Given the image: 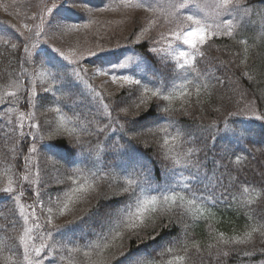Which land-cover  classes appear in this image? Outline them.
Returning <instances> with one entry per match:
<instances>
[{"label": "trees", "instance_id": "trees-1", "mask_svg": "<svg viewBox=\"0 0 264 264\" xmlns=\"http://www.w3.org/2000/svg\"><path fill=\"white\" fill-rule=\"evenodd\" d=\"M82 1L97 7L106 4V0ZM245 3L251 14L243 19L242 26L241 21L235 20L233 36L211 37L199 48L206 53V58L196 55L189 63L165 57L158 51L151 52L148 41L135 45V49H118L93 56L80 50L76 59L65 54L68 61L41 44L45 49L38 53V57L49 67H54L52 71L58 70L66 75L49 83L50 92H42L40 86L36 87V96L39 97L36 108L31 105L25 108L14 101L0 104V189L6 186L7 177L16 180L22 163V160L9 156L19 132L12 133L11 138L6 136L12 126L19 128L21 113H24V131L29 134L25 143L35 136L38 149L35 154L29 150L24 155L44 169L42 179L47 191L53 195L59 191L55 180H63L64 174H75L74 179L80 181V187L87 186L85 195L73 206L69 217L52 221L63 227L48 241L50 244L55 242L53 246L57 249L64 244L69 248L77 247L79 251L54 255L47 250L44 264H69L70 261L72 264H134L137 259L154 260L155 264H216L207 257L209 245L217 246L211 249L213 253L217 248L229 251L237 246L217 245L221 235L231 240L242 239L248 234L252 236L251 241L240 246L239 255L227 257L224 264H264V239L252 232L254 226L264 223V189L259 180L264 169V119L258 118L264 116V0H245ZM57 14L75 21L85 20L83 12L79 11L67 10L62 15ZM2 25L5 29L2 38L21 47L13 54L9 46L0 44V95L4 94L5 88L22 94L28 88L25 79L31 76L30 63H23L26 54L22 46L24 36L29 35L21 36L20 30L4 22ZM241 40L247 43H241ZM122 59L131 63L116 71L141 83L139 86L125 84L122 89L109 92L101 86L96 69H112ZM180 64L185 68L182 69ZM192 66L202 73L198 78L190 70ZM25 69L29 73L27 77ZM5 70L10 75H6ZM17 77L24 89L14 86ZM217 77L222 83H217ZM28 83L31 84V80ZM205 84L208 87H204ZM136 88L159 90L162 96L170 95L172 99L154 98L149 91L145 94L148 103L139 109L130 107L129 115L125 117L117 104L124 100L127 102L125 106L131 105L129 93ZM164 107L171 109L170 115L162 112ZM8 108H12V112ZM56 108L61 111L56 112ZM133 112L137 115H132ZM162 116L165 119L160 120ZM154 121L157 123L153 124ZM212 123L216 129L208 127ZM37 124L42 127H36ZM146 126L161 130L153 135ZM57 127L60 134L50 136L49 133ZM241 132L243 135L239 134ZM189 148L196 150L192 162L198 158L217 176L221 174L220 165L227 163L222 158L234 159L232 153L247 157L241 178L249 182V191L242 194L232 190L223 199L218 191L215 205L202 203L199 199L194 206L191 205L189 201L202 192L197 190L198 182L189 176V172L202 177L203 170L196 173L195 169L185 168V153ZM46 159L55 160V168L45 164ZM105 175L108 177L106 181L98 180ZM214 179L210 177V180ZM29 180L33 177L30 176ZM128 180L132 181L131 187L140 197L138 203H134L133 196L123 193L122 186ZM189 182L191 191L183 187ZM203 182L207 184L209 180ZM27 184L25 182V187ZM32 188H36L35 183ZM162 194L183 195V209L172 205L166 207ZM10 195H21V191L17 189L13 194L0 192V211L5 215L13 208L19 211L20 204L27 207L35 199L32 193L25 192L14 205ZM80 195L82 193H78L72 202ZM43 200L47 204L46 195ZM145 201H156V204L148 211H142ZM126 205L129 206L127 209ZM52 207L53 213L63 209L62 204ZM28 210L31 225L32 210ZM35 212L44 219L39 208ZM117 213L128 223H134L135 229H124L123 236L111 240L106 248L89 249L87 243L96 241L97 233L107 231L108 218ZM75 217L82 219L77 221ZM47 227L51 228V225ZM11 244L7 235L0 233V264H16L18 255L6 250ZM194 245H199L201 251L198 252ZM166 247L173 251L167 253ZM244 252L250 255L245 256Z\"/></svg>", "mask_w": 264, "mask_h": 264}, {"label": "snow or ice", "instance_id": "snow-or-ice-1", "mask_svg": "<svg viewBox=\"0 0 264 264\" xmlns=\"http://www.w3.org/2000/svg\"><path fill=\"white\" fill-rule=\"evenodd\" d=\"M131 0H129V3ZM61 0H40V9L36 13L34 17H31L33 21L38 20L39 23L36 24L35 30L29 28V25L25 23L23 25L24 29H27L31 35L24 36L23 32H20L21 36H24L23 40V51L26 54L24 57L23 63L30 64L32 66L31 76L33 79L31 80V84L27 89H24V85L20 83L19 77L14 82V86L18 89H24L23 93L18 91H7V88L4 89V94L0 95V104H12L13 101L15 104H23L25 108L31 105L33 108L38 107L37 100L39 97L36 96V80L41 78L42 76H49L51 80H43L40 85V90L42 92H50L52 89L49 88L47 85L49 83H55L63 79L66 74L60 73L57 71H52L54 67H49V64L41 63L40 68H36L35 61L32 60V53L30 52V48H35L36 45L32 43V41L38 37H40L41 33L47 35L48 33L45 32V27L52 32L53 36L59 34L63 36L68 31L77 30L75 25L66 24L62 22H58L56 24H52L51 21L53 19V15L55 10L58 8ZM81 0H72V6L77 7L80 11L84 13H89L91 9L86 7H82ZM140 8L145 9L146 11H154L152 4H146L144 0L137 5ZM171 7L174 9L173 12H170L166 18L165 23L169 25L168 31L171 32L175 38L179 41L182 40L184 44L189 45L194 50V55L192 57L195 60V56L198 55L201 58H206V53L200 51L197 48V44L203 45L207 44L211 37L216 35H226L228 37H232L234 31H236V25H234L233 21L238 20L241 21V26L243 25V19L248 17L251 14V10L247 7L245 0H218L214 4V8L216 9L215 16L211 18V24L208 23L210 17L207 13H204L203 17H201L200 13L203 12V7L200 3H197L196 0H180L178 4H173ZM196 9L197 11L193 12L191 15L185 16L182 10L187 9ZM264 15V13H262ZM156 23L154 17H149V24L153 25ZM136 26L141 30V34L146 32L148 29L145 28L143 25L140 24V18L136 17L135 20ZM19 31V29L17 30ZM51 38V37H50ZM161 38L166 39L161 33ZM139 42V41H137ZM241 43H247L246 41L241 40ZM154 43H160L159 40H154ZM0 44H4L5 46H9L12 53L14 54L21 45L17 43H13L10 40L4 39L0 37ZM99 48V46H97ZM56 52L59 57L63 58L64 61H68L69 57L65 56V54L60 51V49H52ZM99 51H104L103 48H99ZM151 52L155 53L157 49L153 47L150 49ZM88 55L93 56L96 55L97 52L93 51L92 49L88 50ZM180 56L184 58H188L189 54L187 52H181ZM131 61H128L130 63ZM77 66H79V62L77 61ZM128 63L122 62L121 64L117 65L116 67L109 69V71H105L104 68H97L96 72L103 76H111L112 82L123 81L127 85H140V80L133 79L130 75L125 74H116L113 75L112 73L116 71V69H125L128 67ZM223 63V62H221ZM180 67L183 69L185 68L184 64H180ZM83 72H87V69H80ZM191 71L195 72L197 78L202 74L200 71L192 66ZM6 75H10L5 70ZM24 75L27 77L29 73L27 69L24 70ZM75 75H79L75 73ZM211 75V74H209ZM217 83H222L219 78H216ZM124 85H121L123 87ZM204 87H208V85H203ZM151 91V96L157 99L163 100H171L172 96L170 95H161L159 90H150L148 88H136L135 90L129 93L128 99L132 100V104L129 106H125L127 103L124 100H121L117 107L119 108L120 112L126 117L129 115V108L134 107L139 109L142 104L148 103V98L146 97V93ZM31 93V94H29ZM137 93H139L137 95ZM197 94H199V88H197ZM11 98V99H9ZM107 108V105H105ZM12 108H8L9 112H12ZM115 110V109H113ZM218 110V109H217ZM56 112H60L61 109L56 108ZM162 112L165 114H171V109L169 107L162 108ZM132 115H137V113L133 112ZM111 115V113H109ZM259 119H264V116L258 117ZM165 119L164 116L160 118V120ZM20 123L19 128L12 126L11 132L6 133L8 138L12 137V133L19 132V135L13 140V147L10 152L9 156L13 159H20L22 163L18 169V175L16 180L14 181L11 177L6 178V186L0 189V192L5 194H13L19 189L21 191V195H10L9 198L13 200L14 205L18 204L21 200V196L24 195L25 192H30L34 195L35 199L33 202L27 207L32 210L31 212V225H29L30 216L25 214L24 207L25 205L20 204L19 211L15 208L10 210L8 215H5L4 212L0 211V233L7 235L8 240L12 242L11 246H6L7 251L13 252L14 255H18V260L16 264H44V259L48 255V251L50 250L54 255H57L60 252H74L79 251V248L73 247L69 248L68 245L62 244L59 249L54 247V243L50 244L48 241L52 238L53 233L58 231L62 225H54L52 223L53 219V207L55 205H63V209H67L69 203L72 202L73 198L77 196L78 193H85V189L80 187V181L74 179L75 174H64L63 180H55V185L60 188L59 191H56L53 195L51 192H48L45 188V181L42 179V173L44 171L43 168L40 167L39 164L31 163L30 158L27 155H24L27 151L30 150L31 153H37L38 149L36 146V137L32 136L31 140L25 143L28 138V133L24 131V113L20 114L19 117ZM157 122L154 121L153 124ZM11 125V120L9 121ZM31 127V125L29 126ZM36 127H42L41 124H37ZM122 128L123 125H120ZM211 129H216V125L214 123L208 125ZM148 131L155 135L156 131H160L161 129H153L148 126ZM100 131L102 132L103 129L101 128ZM163 131H167V129H163ZM60 134V128H55L49 135ZM243 135V132L239 133ZM79 142V141H77ZM167 143V141H165ZM264 154V152H262ZM234 159L230 157H224L222 159L227 160L226 164L220 165V172L221 174L217 176L214 172L207 170L205 165H202L199 159H195V162H192V158L196 156V150L193 148H189L188 151L185 153L187 158L185 168L186 169H195L196 173H201L203 170L202 177L200 175H193L189 172V176L192 179H195L198 183L196 188L198 191L202 192V195L194 197L189 203L191 205H195L196 200H201L202 203L207 204L211 202L212 205L217 203L216 193L219 191L220 198L223 199L226 194L231 193L232 190L241 191V193H247L249 191L248 184L249 182L246 179L241 178V170L244 168L245 161L247 157H241L236 153L231 154ZM45 164L51 165L53 168L56 166L55 160H45ZM32 176L33 180H29V177ZM210 177H215L214 180H210ZM108 179L107 175L101 176L98 180L106 181ZM204 180H209V183H204ZM260 187L264 189V169L261 170L260 176ZM25 182H28L27 187H25ZM36 184V188H32V184ZM13 184L16 187H13ZM76 185V187H73ZM132 181L128 180L125 186H122L123 193H127L133 196L134 203H138L140 201L139 195L136 193V190L132 187ZM91 187V186H89ZM183 187L189 191L192 190V186L189 183H185ZM43 189V191H42ZM173 192L175 189L172 190ZM47 196V204L44 202L43 197ZM235 198V197H233ZM161 199L164 202L165 206L168 207L169 205L174 206L175 208L183 209L184 205L182 203L183 197L177 198V196L172 195H161ZM155 200V197L153 198ZM148 202L145 201L144 204ZM52 205V206H49ZM143 206V205H142ZM129 206L126 205V209ZM39 208L41 210V214L44 215V219L41 220V216H37L35 209ZM46 209V212H45ZM187 211V210H186ZM142 219V215L140 217ZM264 218V217H262ZM81 217H75V220H81ZM51 225V228L47 226ZM107 231H101L96 234V241H89L87 243V247L93 251L97 249H103L109 246L111 240H115L117 237L123 236L124 229H135L136 225L134 223L130 224L120 214H116L114 216H110L107 222ZM41 230L44 234H40L35 230ZM252 232L258 234L262 239H264V223L260 224L258 227H253ZM132 234V233H130ZM138 235V233H135ZM252 239L251 234L246 235L242 239H231L226 240L221 235L220 239L217 240V245H235L236 248L230 249L229 251L223 250V248H217L216 252L213 253L211 249L217 247L216 245H209L207 257L208 259L214 260L216 264H224V261L230 255H239L242 251L240 246H246ZM37 241L39 243L37 244ZM196 250L199 252L201 251L199 245H194ZM185 250L187 247L185 246ZM173 250L172 248L166 247V252L171 253ZM245 256L250 255L248 252L243 253ZM87 256L88 253H85ZM163 256L164 253H161ZM63 259V257H60ZM69 264H72L70 261ZM134 264H155L154 260L150 259H137ZM170 264V262H169Z\"/></svg>", "mask_w": 264, "mask_h": 264}, {"label": "rangeland", "instance_id": "rangeland-1", "mask_svg": "<svg viewBox=\"0 0 264 264\" xmlns=\"http://www.w3.org/2000/svg\"><path fill=\"white\" fill-rule=\"evenodd\" d=\"M82 7L91 9L89 13H84L80 11L77 7L72 6V0H61L58 8L55 10L53 19L51 23L54 25L58 22L75 25L77 30L68 31L63 36L56 34L53 36L52 32L45 27V35L41 33L40 37L34 39L32 43L36 45L35 48H30V52L33 50L45 49L48 47L50 49H60L64 54L68 55L70 58L76 59L80 50L85 52L87 56L88 50L92 49L98 53H110L118 49H132L135 44L147 40L151 43L152 48L155 47L157 51L165 57L176 59L182 63H189L193 61L192 57L194 55V50L183 43L182 40H177L175 36L169 32L167 29L169 25L165 23L166 18L170 12L174 9L171 7L173 4H178L180 0H144L146 4H152L154 11H146L137 5L141 0H106V4L97 7L88 2H83L81 0ZM203 7V12L200 13L203 17L204 13H207L210 19L208 23L211 24V18L215 16L216 9L214 4L218 0H196ZM40 9V0H0V37L5 33V29L2 23L11 24L13 27L20 28L25 23L29 25V28L35 30L36 24L39 23L38 20L33 21L31 17H34ZM67 10H75L83 12L85 20L75 21L72 19H67L59 16L64 14ZM185 16L191 15L196 9L182 10ZM136 17L140 18V24L143 25L148 30L141 34V30L136 26ZM149 17H154L156 23L153 25L149 24ZM3 21V22H2ZM236 24L235 20L233 21ZM24 33H30L24 27L20 28ZM161 33L166 39L161 38ZM223 35V34H220ZM51 37V38H50ZM154 40H159L160 43H154ZM139 41V42H137ZM41 44L47 45L43 47ZM103 48L104 51H99V48ZM200 44H197V48H200ZM181 52H187L189 54L188 58L180 56ZM129 60L122 59V62L128 63ZM43 62L36 61V68H40ZM131 63V62H130ZM129 64V63H128ZM109 71V69H105ZM113 75L122 74L121 72L115 71ZM128 75V74H125ZM98 79L101 86L109 91H115L122 89L121 85H125L123 81L112 82L111 76H103L98 74ZM43 80H49V76H42L37 79L36 82L41 84ZM182 97V95H180ZM87 191V186H81ZM85 194L79 196V199H75L72 204H69L67 209L56 210L53 213L52 221H62L69 217L73 206L84 196ZM177 198L183 197V195H175ZM185 202V198L182 203ZM156 201H148L147 204H142V211H148L150 206H154ZM25 214L29 215V210L24 207ZM45 218V217H44ZM43 220V219H41ZM30 225V224H29ZM36 232L42 234V231L37 229ZM39 241H37V244Z\"/></svg>", "mask_w": 264, "mask_h": 264}]
</instances>
